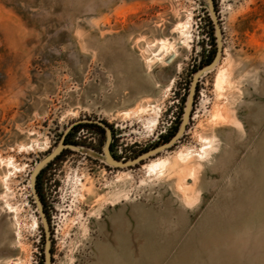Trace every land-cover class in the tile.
Wrapping results in <instances>:
<instances>
[{
	"label": "rangeland",
	"instance_id": "obj_1",
	"mask_svg": "<svg viewBox=\"0 0 264 264\" xmlns=\"http://www.w3.org/2000/svg\"><path fill=\"white\" fill-rule=\"evenodd\" d=\"M214 4L224 53L187 132L120 168L107 148L128 162L178 132L215 49L207 1L0 0V264H45L31 176L62 141L38 186L52 264H264V0Z\"/></svg>",
	"mask_w": 264,
	"mask_h": 264
},
{
	"label": "water",
	"instance_id": "obj_2",
	"mask_svg": "<svg viewBox=\"0 0 264 264\" xmlns=\"http://www.w3.org/2000/svg\"><path fill=\"white\" fill-rule=\"evenodd\" d=\"M206 1L208 4V9L210 12V16L212 18L213 25L215 27L216 39H217V53H216V56H215L213 62L210 63L209 65L203 67L202 69H200L195 74V76L193 78L190 93H189V98L187 101V105H186V109H185V113H184V117H183V121H182V124H181L178 132L168 143H166L162 146H159V147H157V148H155V149H153L147 153H144L143 155L139 156L138 158L131 160V161H128V162H126V161L121 162V161L115 160L110 155L109 148H107L106 156H107L108 162L112 166H116V167H120V168H129V167L139 165L143 161L148 160L151 157H153L157 154H160L162 152H165L168 149L174 147L184 137L185 133L187 132V126L190 123L191 113H192L193 106H194V99H195V95H196V91H197V85H198L200 79L204 75H206L209 72L214 71L218 67V65L220 64V61L223 57V53H224L222 30H221L218 15H217V12L215 9L214 0H206ZM100 125L104 126L103 124H100ZM66 148H67V145H65V141H62L58 145V147L54 149L53 152H51L40 163L37 164V166L35 167V169L33 171L32 176H31V186H32V189L34 192V196H35V199L37 202L38 210L40 212V216L42 219V223H43V226L45 229V235H46L45 236L46 237V239H45V264H52V252H51L52 242L50 240V228H49V223L47 221L46 213L44 211V205H43V203L40 199V196L37 192V180H38V176L40 175L41 171L45 167H47L52 161H54L58 156H60Z\"/></svg>",
	"mask_w": 264,
	"mask_h": 264
},
{
	"label": "bare ground",
	"instance_id": "obj_3",
	"mask_svg": "<svg viewBox=\"0 0 264 264\" xmlns=\"http://www.w3.org/2000/svg\"><path fill=\"white\" fill-rule=\"evenodd\" d=\"M191 27H190V23H180L178 26H177V28H176V31H177V33L181 36V38H182V44H187L189 41H190V33H189V29H190ZM162 47L161 48H158V51L156 52V53H158V55L157 56H155V55H153V57H151L149 60H148V69L149 70H153V68H154V60L155 59H157V57L160 55V54H164L165 56H166V58L171 54V52H172V50H174L175 48H174V46H170V47H168L167 45H165V44H163V45H161ZM222 77V76H221ZM221 78L219 77V80H220ZM225 79V78H224ZM220 81H222V79L220 80ZM220 81H218V82H220ZM223 82V81H222ZM221 83V82H220ZM219 83V84H220ZM221 86H222V84H221ZM146 109H149L148 107L146 108ZM219 116H220V114H219ZM218 116V117H219ZM159 118V117H158ZM220 119V118H219ZM153 123H157V120L155 121V122H153ZM154 124V125H155ZM209 148H211V147H209ZM208 147L207 148H205L204 150H203V153H204V155L205 156H207V149H209ZM192 154V153H191ZM180 156V155H179ZM204 157V156H203ZM202 157V158H203ZM187 158H188V155L186 154V155H181L180 156V159H181V161L182 162H184V163H186V160H187ZM164 161V160H163ZM10 164V163H9ZM167 164H166V162H159V163H153L152 165H150L149 166V169H150V171L151 172H154V171H157L158 169H160V168H164L165 166H166ZM10 166V165H9ZM12 167V166H11ZM9 169V168H8ZM12 174V173H11ZM8 179V178H7ZM11 208V207H10ZM12 209V208H11ZM19 233V232H18ZM20 264V263H19Z\"/></svg>",
	"mask_w": 264,
	"mask_h": 264
},
{
	"label": "trees",
	"instance_id": "obj_4",
	"mask_svg": "<svg viewBox=\"0 0 264 264\" xmlns=\"http://www.w3.org/2000/svg\"><path fill=\"white\" fill-rule=\"evenodd\" d=\"M213 23V22H212ZM214 51L211 53V55L208 57V60H207V65H209L210 63L213 62L215 56H216V53H217V39H214ZM63 156V154H61L60 156H58L53 162H51L47 167L51 166L55 161L59 160L61 157ZM44 172V170L40 173V175L38 176V182H37V192L40 196V199L41 201L43 200L42 199V196L40 195V191H39V178L41 176V174Z\"/></svg>",
	"mask_w": 264,
	"mask_h": 264
},
{
	"label": "flooded vegetation",
	"instance_id": "obj_5",
	"mask_svg": "<svg viewBox=\"0 0 264 264\" xmlns=\"http://www.w3.org/2000/svg\"><path fill=\"white\" fill-rule=\"evenodd\" d=\"M99 127H100L101 130L106 131L105 128H104L103 126H100V125H99ZM65 150L67 151L68 149L66 148ZM65 150H64V151H65Z\"/></svg>",
	"mask_w": 264,
	"mask_h": 264
}]
</instances>
